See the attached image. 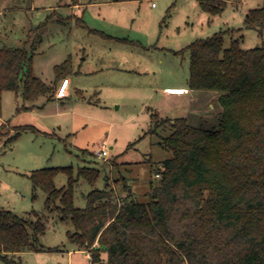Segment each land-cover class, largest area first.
<instances>
[{"label": "rangeland", "instance_id": "1", "mask_svg": "<svg viewBox=\"0 0 264 264\" xmlns=\"http://www.w3.org/2000/svg\"><path fill=\"white\" fill-rule=\"evenodd\" d=\"M223 1V11L211 15L198 0H0V48L25 49L34 75L48 83L55 65L66 59L71 64L68 79L57 84L56 94L66 95L62 100L30 102L10 90L0 95V210L21 217L43 212L46 228L37 245L52 249L23 251L17 262L89 264L68 239L72 222L55 209L44 210L46 194L33 191L32 171L70 167L76 177L81 167L99 170L94 185L79 179L77 208L86 206L93 189L147 202L150 186L159 183L155 172L172 157L159 144L171 132L168 125L149 132L152 114L219 128L220 93L167 89L188 88L186 47L195 40L223 32L225 47L231 40L245 50L264 44V19L254 29L245 23L263 0ZM102 143L104 158L97 155ZM66 183L59 172L54 185Z\"/></svg>", "mask_w": 264, "mask_h": 264}, {"label": "trees", "instance_id": "2", "mask_svg": "<svg viewBox=\"0 0 264 264\" xmlns=\"http://www.w3.org/2000/svg\"><path fill=\"white\" fill-rule=\"evenodd\" d=\"M198 2L211 15L225 8L223 0ZM246 17V27H261L264 6ZM223 36L219 32L186 47L188 88L220 93L219 128L152 114L149 132L168 125L171 132L159 144L172 157L155 172L159 183L150 186L147 202L93 189L86 206L77 208L73 194L79 179L94 185L99 170L81 167L76 177L70 167L30 173L33 191L46 194L44 210L55 209L61 220L72 222L68 239L89 250L90 264H264V44L245 50L231 40L225 47ZM70 71L66 59L54 66L48 83L34 75L25 49L0 48V95L10 90L25 101L52 100ZM59 172L67 183L56 188ZM44 217L35 210L27 217L0 210V261L20 264L16 256L23 251L52 250L37 245Z\"/></svg>", "mask_w": 264, "mask_h": 264}, {"label": "crops", "instance_id": "3", "mask_svg": "<svg viewBox=\"0 0 264 264\" xmlns=\"http://www.w3.org/2000/svg\"><path fill=\"white\" fill-rule=\"evenodd\" d=\"M66 79H68V77H66V78H64V79H62L61 81H63V80H66ZM60 81V82H61ZM50 83V82H49ZM56 90H57V86H56ZM167 91L168 92H184V93H190L192 90H190L189 88H170V89H167ZM193 91H195V90H193ZM61 96V97H60ZM65 94L62 96V95H57L56 94V92H55V100H62V99H64L65 98ZM75 251H78V252H82L83 253V256H84V258L85 259H87L88 261H89V254H88V252H87V250H75ZM74 251V252H75ZM89 264H90V261H89Z\"/></svg>", "mask_w": 264, "mask_h": 264}, {"label": "built area", "instance_id": "4", "mask_svg": "<svg viewBox=\"0 0 264 264\" xmlns=\"http://www.w3.org/2000/svg\"><path fill=\"white\" fill-rule=\"evenodd\" d=\"M152 6H154V4H152ZM107 145L105 143H102L100 145V147L98 148L97 150V155L100 157V158H104L108 155V150H107Z\"/></svg>", "mask_w": 264, "mask_h": 264}]
</instances>
